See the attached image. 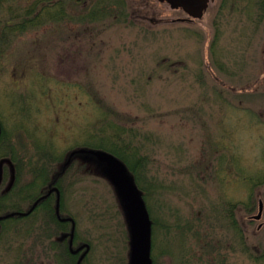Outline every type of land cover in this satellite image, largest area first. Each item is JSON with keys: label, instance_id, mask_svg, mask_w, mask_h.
Segmentation results:
<instances>
[{"label": "rangeland", "instance_id": "374dc122", "mask_svg": "<svg viewBox=\"0 0 264 264\" xmlns=\"http://www.w3.org/2000/svg\"><path fill=\"white\" fill-rule=\"evenodd\" d=\"M113 2L0 0V119L14 131L0 149L39 155L63 181L77 245H91L85 264L131 260L126 202L106 166L69 159L111 144L148 166L153 264H264V212L249 220L264 204V0H212L193 23L157 0ZM53 149L62 160H49ZM27 223L0 225V264L15 263ZM34 232L20 264L45 253Z\"/></svg>", "mask_w": 264, "mask_h": 264}, {"label": "bare ground", "instance_id": "6f19581e", "mask_svg": "<svg viewBox=\"0 0 264 264\" xmlns=\"http://www.w3.org/2000/svg\"><path fill=\"white\" fill-rule=\"evenodd\" d=\"M161 3H166L168 4L172 9H175V10H182L186 15H187V18H183L184 21H188V22H194L195 20L197 19H201L205 12L207 11V9L209 8L210 6V3L212 2V0H210L209 2V5L207 7V9L204 11V14L201 18H194L191 17L184 9L182 8H173L170 3L168 2H162L160 0H157ZM112 5L114 7V5H116V3L114 4L113 0L112 1H108V0H104V4L102 6H104L103 10H107L108 9V6L109 5ZM10 132L11 130H8V128H5V130H3L2 134H0V146H2L3 144H5L7 141H8V138L10 136ZM8 145V144H7ZM106 148V147H104ZM107 149V148H106ZM106 149H97V150H101V151H105L109 154H112L116 157V159H118L126 168H127V174L128 176L129 175V169L127 167V165L118 157L116 156L114 153L106 150ZM55 149H53L49 156H53L49 158V160H62L61 158H55L54 156L56 155V152L54 151ZM84 150H89V149H85V148H78V149H75L73 151L70 152V156H69V159H71L73 156H80L83 154ZM2 147L0 149V153H2ZM18 153V152H17ZM43 153L47 154V150L43 149ZM22 154L19 155H14V156H7V155H2L0 154V165L1 163H3V161L5 160H8L10 161V166L7 165L6 167H3L4 169H6V171H4V175H5V184L9 182V192L3 196V195H0V225L2 224H6V222H12V223H16L18 222V218L21 217V216H24L25 220L21 221L22 223H26V222H31L32 223V228H34V224L35 222H38L37 219L35 222H33L31 220V218H37V215H40L42 221H45L49 218V215L46 214V208L48 205H53V207H55V216L56 217H59L58 216V213H57V201H58V193L56 191H54L53 193H51L49 196L47 197H44L48 192L49 190H51L52 188H57L59 190V195H60V198H59V215H60V218L62 215H66V216H70L69 213H67L66 211V207H65V196L67 195V192L65 191V186L63 184V181H61L58 177L56 178H52V182L50 183H46V182H41L38 186H42V189H40L39 187H31L30 184L32 181H34V177L35 175L39 174V172L41 170H43L44 172H46V174L48 175V168L49 166L46 164V163H43L44 164V167L46 168L44 170V167L42 166V162H38L36 157H38L39 155H36V156H32L29 154V157L30 158H25L27 159V161L25 159H23L21 157ZM48 155V154H47ZM94 156V155H92ZM48 156H46L45 158H47ZM96 159L97 157L94 156ZM65 159L66 156H65ZM98 160V159H97ZM100 163L104 164L106 166V170H107V174L109 176V178L111 179V182L113 183V185L115 186V188H117L118 190V193L120 194V196L122 197L123 201H125V207H126V212H127V216H128V220H129V223H130V226H131V220H130V216H129V211H128V205H129V200L119 191L117 185H116V182L115 180L113 179V177H111V175L109 174L108 172V165L106 162H103V161H100L98 160ZM29 167V168H28ZM70 166L67 167V169L69 168ZM2 168V169H3ZM23 168V169H22ZM66 169V170H67ZM1 170V168H0ZM65 170V171H66ZM39 171V172H38ZM55 171V170H54ZM23 175H28L31 179L28 183H23L20 181V178L21 176ZM24 178V176L22 177ZM13 180V181H12ZM60 180L61 182V185L62 186H58V181ZM132 180V179H131ZM132 183H134L135 186L138 187V189L140 190V194H141V198L143 199L144 203H145V206L147 208V211H148V214H149V217H150V209L148 208V205L146 203V199L143 197V192L142 190L139 188L138 184L132 180ZM17 190H19L17 192ZM64 191V192H63ZM34 192H37V194H34ZM20 193V195H19ZM44 197V198H43ZM64 198V200H63ZM10 199H14L15 203L12 202V204L9 205V207H7L6 205V200L7 201H10ZM20 201H22L23 203V206L24 208L28 207L29 205L32 204L31 208H29L26 212H21L22 210H24V208H22L19 203ZM38 201V203L36 204V206L34 207L35 203ZM42 201V202H41ZM260 201L263 202L262 199L259 200V204H260ZM40 204V206L37 207V205ZM63 204V209H62V205ZM16 207L17 210L14 209V207ZM43 206L42 208H39ZM34 207V208H33ZM263 207H264V204H263ZM35 212V214H33V212ZM264 212V211H263ZM263 212H262V216H263ZM258 213H259V208H258ZM11 214H14V215H11ZM9 217H6L8 216ZM19 216V217H18ZM262 216L257 219L258 221H260L262 219ZM64 221L67 220V219H70V221L72 222V229H73V221L75 223V231H74V236H73V239L71 240V233H72V230H71V233L69 234V237L66 238L64 241L66 242L67 241V246L69 244L70 246V249H71V242H72V245H73V249H77L79 248L80 246H83V245H89V250L86 252V247H84L83 249H81L78 253L75 254V256L77 255V258H76V263L75 264H78V261L80 259V257L86 252L81 264H83V262L85 260H87V256H88V253L90 251V244L89 243H83V244H78V240H75V233L77 232L76 231V220L74 217L70 216L68 218H63ZM73 219V221L71 220ZM150 220H151V236H152V227H153V219L150 217ZM31 223H27V227L20 231L19 233H17L18 235L21 236L22 238V243L18 244V246L20 247V245L22 246L21 248L24 249L25 251V248L23 246V241L24 240H27V241H30V236L33 232V230L35 229H30L31 230V233L28 232V226L29 224ZM63 234V233H62ZM131 236H132V226H131ZM46 237H44L42 240H41V244L43 243L44 239ZM63 242L62 243V246L63 247H66V243ZM56 245V244H55ZM54 244H52V247H50V243L48 244V247L49 249L47 250L48 252L50 251V254L54 255L55 254V260L58 259V261L60 262V264H65L66 263V260H65V256L64 258H62V254H61V251H59V249H57V247L55 246ZM47 245H45L46 247ZM46 251V252H47ZM71 254L72 251H71ZM132 254V252H131ZM79 257V258H78ZM86 262V261H85ZM72 263V261L70 262ZM130 263H131V260H130ZM85 264V263H84Z\"/></svg>", "mask_w": 264, "mask_h": 264}, {"label": "water", "instance_id": "95a60500", "mask_svg": "<svg viewBox=\"0 0 264 264\" xmlns=\"http://www.w3.org/2000/svg\"><path fill=\"white\" fill-rule=\"evenodd\" d=\"M168 2L173 8L184 9L191 17L201 18L204 11L207 9L210 0H160ZM97 157L98 160L106 162L108 165V172L113 177L119 191L129 200L128 211L132 226V254L130 264H151L150 251H151V220L141 198L140 190L132 183L131 177L128 176L127 168L112 154L101 150H84ZM56 191L58 193L57 213L59 215V190L52 188L44 196L47 197ZM43 197V198H44ZM38 201L35 203L34 207ZM33 207V208H34ZM263 212V202L260 201L259 213L255 219H259ZM14 215V214H11ZM6 217H9L6 216ZM1 219V218H0ZM64 220V219H62ZM70 220V219H67ZM73 221V219H71ZM75 231V223L73 221V229L71 233V240L73 239ZM86 247V252L89 250V245L80 246L73 249L71 242V251L73 254L78 253L81 249ZM86 252L80 257L78 264H81Z\"/></svg>", "mask_w": 264, "mask_h": 264}, {"label": "trees", "instance_id": "16d2710c", "mask_svg": "<svg viewBox=\"0 0 264 264\" xmlns=\"http://www.w3.org/2000/svg\"><path fill=\"white\" fill-rule=\"evenodd\" d=\"M102 141H105V140H102ZM102 143H104V142H102ZM106 145L107 144H105V146ZM111 147L112 148H107L108 151L114 153L116 156H118L127 165L128 169H129V172L131 173L134 181L138 184L139 188L142 190L143 197L146 198V196H148V185H150V183L149 182L147 183L148 166H147V164L144 161L145 159H143L142 157L140 159V156L138 155V153H139L138 151H132L130 149L128 151L126 149V147H123V146L120 147L118 144H116V145L111 144ZM38 162H40V161H38ZM42 166L44 167L43 163H42ZM139 168L142 169V173H143V175H142L143 177L142 178H140L139 175L137 174V171H138ZM45 169L46 168L44 167V170ZM41 182H46L47 184L52 182V178H50V176L47 175L46 172H44L43 170H41L39 172V174L35 175L34 181L31 182L30 186L33 187V188L34 187H39L40 189H42V186H38ZM57 184H58V186H62L60 180L58 181ZM34 194H37V192H34ZM63 200H64V198H63ZM61 206H62V209H63V204ZM13 207H14L15 210H17L15 206H13ZM45 208H46L45 209L46 210V214L49 215V218H51L53 220L54 226L55 227L60 226V222L57 220V217L55 216V209H54L55 207H53V205H48ZM154 225H155V222L153 221V226ZM5 228L6 227L4 225L3 231L5 230ZM3 231L0 232V237H1V234H2ZM28 232L31 233V230L28 229ZM69 232H70V230H68L66 232L67 236H69ZM77 239H78V235H77V232H76L75 233V240H77ZM63 242H65L63 240V238L57 239V238H53V237L48 235V236H46V238L44 239L42 244L48 245L50 243V247H52V244H54V245L56 244L55 246L57 247V249H59V251H61L62 258H64L65 253L63 251V246H62ZM65 243H66V255L72 261V263H70V264H75L77 256H75L74 254H70L69 253L68 246H67V241ZM21 247H22L21 245H20V247L16 246V248L14 249V253L16 255V260H15L14 264H20V261H21L20 259L23 256L24 251H22L20 254H17V251ZM55 261H56V264H60L58 259H56ZM85 261L83 262V264L85 263Z\"/></svg>", "mask_w": 264, "mask_h": 264}, {"label": "flooded vegetation", "instance_id": "af4514ba", "mask_svg": "<svg viewBox=\"0 0 264 264\" xmlns=\"http://www.w3.org/2000/svg\"><path fill=\"white\" fill-rule=\"evenodd\" d=\"M5 126H4V123L2 122V120L0 119V134H2L3 130H5ZM14 129V128H13ZM14 131L11 130L10 132V136L7 137L8 138V141L11 140L12 138V133ZM11 142V141H10ZM11 147L9 148H2V155H7V156H14V155H18L16 149H14V147H12V144H10ZM45 156V155H43ZM42 202V201H41ZM41 203H39L37 205L40 206ZM19 205L24 208L23 206V203L22 201H20ZM32 204L29 205L28 207L24 208V210H22L21 212H26L29 208H31ZM43 206L39 207V208H42ZM36 211L33 212V214H35ZM258 214V213H257ZM256 214V215H257ZM19 217V216H18ZM70 216H66V215H62L61 218L57 217V220L60 222V226L58 227H55L54 224H53V220L51 218H48L47 220L45 221H42L40 215H37V220H39L38 222H36V224H34L35 226V232L33 234L34 235V238H35V241L37 242L38 244V249H41L43 250L45 253L43 254V256H40L39 259H38V264H53V263H56L55 261V254L51 255L50 254V251L48 252L47 250L49 249L48 245L45 247L44 244H41V240L46 237V236H51L53 238H57V239H61L63 238V240H65L66 238H68L69 236H67L66 232L68 230H70L69 234L71 233V230H72V222L70 220H61L63 218H68ZM255 217V214L254 215H251L249 216V220L250 222H252L253 220H257L254 218ZM41 219V220H40ZM18 222H21L23 220H25L24 216H21L19 217L18 219ZM258 221V220H257ZM261 224H263L261 222ZM234 226L236 227L237 230H239L240 233H242V229L240 228V226H236V224H234V222H231V226ZM263 226V225H262ZM63 233V234H62ZM80 246V245H79ZM68 250H69V253L71 254V249H70V246L68 244ZM47 251V252H46ZM63 251L65 253V260H66V263L65 264H70L71 260L70 258L66 255V247H63ZM77 256V255H76ZM68 257V258H67ZM79 258V257H78ZM52 259V261H51ZM40 260V261H39ZM77 261V260H76Z\"/></svg>", "mask_w": 264, "mask_h": 264}]
</instances>
